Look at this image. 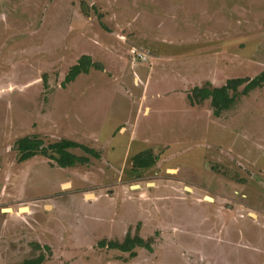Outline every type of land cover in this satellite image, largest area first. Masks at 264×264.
Wrapping results in <instances>:
<instances>
[{"label":"rangeland","instance_id":"obj_1","mask_svg":"<svg viewBox=\"0 0 264 264\" xmlns=\"http://www.w3.org/2000/svg\"><path fill=\"white\" fill-rule=\"evenodd\" d=\"M263 70L264 0H0V264H264V86L190 98ZM33 135L100 156L19 161Z\"/></svg>","mask_w":264,"mask_h":264},{"label":"trees","instance_id":"obj_2","mask_svg":"<svg viewBox=\"0 0 264 264\" xmlns=\"http://www.w3.org/2000/svg\"><path fill=\"white\" fill-rule=\"evenodd\" d=\"M91 67L99 68V65L93 62L88 55L82 56L78 62L73 65L64 80V85L72 82L81 73H88ZM264 86V70L256 76L230 78L222 86H214L208 82L202 87L197 86L193 89L190 98L193 105L201 104L210 100L211 108L218 117L224 110L229 109L240 95L248 94L252 89ZM19 151V161H25L36 154H42L53 159L61 167H72L78 164H87L90 161L88 156L77 155L71 149L81 148L92 156H100V153L93 148L85 146L79 142L70 139H61L47 146L43 140L37 136H25L16 142ZM142 162V160H141ZM139 162V163H141ZM145 162V160H144ZM138 163V165H139ZM137 164V163H136ZM142 164V165H141ZM139 166L150 165L143 162ZM151 248L149 241H145L139 235H127L123 241H110L109 248L120 249L129 252L131 257L136 256V247ZM37 247H41L38 245ZM45 249H50L45 246ZM46 260L43 253L40 255L24 260L23 264H42Z\"/></svg>","mask_w":264,"mask_h":264},{"label":"water","instance_id":"obj_3","mask_svg":"<svg viewBox=\"0 0 264 264\" xmlns=\"http://www.w3.org/2000/svg\"><path fill=\"white\" fill-rule=\"evenodd\" d=\"M87 196L89 197V196H91V194H87ZM12 210V209H11ZM11 210H9V209H5L4 211H11Z\"/></svg>","mask_w":264,"mask_h":264},{"label":"bare ground","instance_id":"obj_4","mask_svg":"<svg viewBox=\"0 0 264 264\" xmlns=\"http://www.w3.org/2000/svg\"><path fill=\"white\" fill-rule=\"evenodd\" d=\"M27 208L25 207V208H23V210H26ZM9 210H11L10 208H9Z\"/></svg>","mask_w":264,"mask_h":264},{"label":"built area","instance_id":"obj_5","mask_svg":"<svg viewBox=\"0 0 264 264\" xmlns=\"http://www.w3.org/2000/svg\"><path fill=\"white\" fill-rule=\"evenodd\" d=\"M140 56L142 55V54H139ZM143 59H144V57H142Z\"/></svg>","mask_w":264,"mask_h":264}]
</instances>
